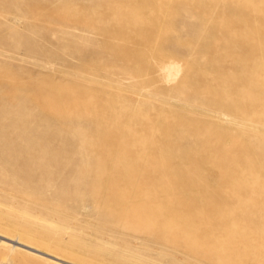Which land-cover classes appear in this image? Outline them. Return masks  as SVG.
<instances>
[{
    "label": "rangeland",
    "instance_id": "1",
    "mask_svg": "<svg viewBox=\"0 0 264 264\" xmlns=\"http://www.w3.org/2000/svg\"><path fill=\"white\" fill-rule=\"evenodd\" d=\"M0 264H264V0H0Z\"/></svg>",
    "mask_w": 264,
    "mask_h": 264
}]
</instances>
